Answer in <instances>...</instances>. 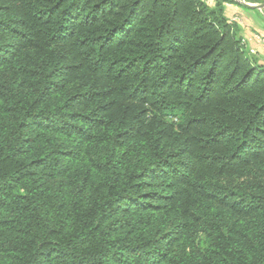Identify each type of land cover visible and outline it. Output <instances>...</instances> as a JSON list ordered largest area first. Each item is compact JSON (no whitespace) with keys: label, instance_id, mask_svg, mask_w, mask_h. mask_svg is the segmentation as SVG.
<instances>
[{"label":"trees","instance_id":"trees-1","mask_svg":"<svg viewBox=\"0 0 264 264\" xmlns=\"http://www.w3.org/2000/svg\"><path fill=\"white\" fill-rule=\"evenodd\" d=\"M215 2L0 0V264H264V63Z\"/></svg>","mask_w":264,"mask_h":264},{"label":"crops","instance_id":"crops-1","mask_svg":"<svg viewBox=\"0 0 264 264\" xmlns=\"http://www.w3.org/2000/svg\"><path fill=\"white\" fill-rule=\"evenodd\" d=\"M236 1V0H235ZM212 0V5H215ZM263 5L257 8L255 5ZM224 13L229 21L236 22L241 28V35L249 40L246 50L249 52L250 47L257 49L258 53L254 55L260 63H264V45L257 39V36L264 37V21L260 23L258 13L264 9V3H258L253 0L236 1V3L224 2ZM262 21V20H261ZM257 29V32H254ZM253 30V31H252Z\"/></svg>","mask_w":264,"mask_h":264},{"label":"built area","instance_id":"built-area-1","mask_svg":"<svg viewBox=\"0 0 264 264\" xmlns=\"http://www.w3.org/2000/svg\"><path fill=\"white\" fill-rule=\"evenodd\" d=\"M257 39H258L261 43L264 44V37H262V36H257ZM242 43L244 44V46H245V48H246L247 45H248V43H249V40L243 37ZM249 52H250V54H252V55H255V54L258 53L257 49L254 48V47H250V48H249Z\"/></svg>","mask_w":264,"mask_h":264},{"label":"rangeland","instance_id":"rangeland-1","mask_svg":"<svg viewBox=\"0 0 264 264\" xmlns=\"http://www.w3.org/2000/svg\"><path fill=\"white\" fill-rule=\"evenodd\" d=\"M210 3H212V0H208ZM236 1H243V0H236ZM253 1H256V2H258V3H264V0H253ZM259 15H258V18L260 19V23L261 22H263L264 21V9H263V11L262 12H260V13H258ZM262 20V21H261ZM264 23V22H263ZM257 29H255V31L254 32H257L256 31ZM253 31V30H252ZM260 44H262V45H264L263 43H260ZM256 57V56H255ZM257 58V57H256Z\"/></svg>","mask_w":264,"mask_h":264},{"label":"water","instance_id":"water-1","mask_svg":"<svg viewBox=\"0 0 264 264\" xmlns=\"http://www.w3.org/2000/svg\"><path fill=\"white\" fill-rule=\"evenodd\" d=\"M255 7H257V8H262L263 5H262V4H261V5H255Z\"/></svg>","mask_w":264,"mask_h":264}]
</instances>
